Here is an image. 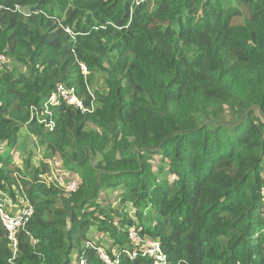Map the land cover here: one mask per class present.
Listing matches in <instances>:
<instances>
[{"label": "trees", "instance_id": "1", "mask_svg": "<svg viewBox=\"0 0 264 264\" xmlns=\"http://www.w3.org/2000/svg\"><path fill=\"white\" fill-rule=\"evenodd\" d=\"M1 52L0 146L26 126L44 158L0 150L32 207L15 255L0 220V264H153L130 227L172 264H264V0H0ZM57 85L85 111L46 115ZM55 156L73 191L42 179Z\"/></svg>", "mask_w": 264, "mask_h": 264}, {"label": "built area", "instance_id": "2", "mask_svg": "<svg viewBox=\"0 0 264 264\" xmlns=\"http://www.w3.org/2000/svg\"><path fill=\"white\" fill-rule=\"evenodd\" d=\"M68 31V30H67ZM8 62V58L4 53H0V66L6 64ZM82 72L83 74H87L88 71L84 65L81 64ZM60 102H65L69 105H74L83 111V105L81 103V100L75 95L74 90L72 88L67 89L63 85H57L56 90L54 94L49 98L47 102L43 104V112L51 116L49 111L50 105H58ZM38 121L41 123H46V126L51 127L53 125V120L49 119L47 120L45 116H39ZM48 165L50 167V164L48 162ZM46 171L42 174V179L48 183L51 181L57 182L59 185H61L66 191H73L77 186L76 180H70L63 182V177H59L60 181L56 178H53L51 180L47 179V173ZM261 193L263 196L264 201V188H261ZM20 209H18L15 212H9L7 209H5L2 205H0V220L2 224L4 225L5 229L8 232V239L11 242V248L13 251V254H16L17 251V240L15 237V232L19 229L23 228L25 223L27 222L29 216L32 213V207L29 205H22ZM12 207H15V205H12ZM128 238L130 241L131 250L127 253V255L130 257V259L134 258L135 256L141 255L143 257L151 259L153 264H172L166 257V255L162 252L160 244L155 240H150L145 237H141L140 233L135 227H130L128 230ZM98 255L100 259L105 264H111V259L106 253L104 249L99 247L97 249ZM117 263V261H115ZM77 264H85L84 261H81Z\"/></svg>", "mask_w": 264, "mask_h": 264}, {"label": "rangeland", "instance_id": "3", "mask_svg": "<svg viewBox=\"0 0 264 264\" xmlns=\"http://www.w3.org/2000/svg\"><path fill=\"white\" fill-rule=\"evenodd\" d=\"M238 22L241 21V19H237ZM8 150L12 156L14 157V161L18 164L24 167H27L28 169H33L35 167H38L40 161L43 162L44 158V150L41 144L38 141V138L35 137L34 134L30 133L26 126H23L19 132H18V140L16 144H4L3 146H0V150ZM158 157L154 156L153 160L151 161L156 165L158 162ZM49 172L47 173V179L51 180L53 178H56L60 181V178L62 176L67 175V169L64 166V163L62 162V159L58 156L53 157L52 159H49ZM154 167V170H156V167ZM60 177V178H59ZM67 181V179H63V182ZM0 205H2L7 211L9 212H15L21 207H23V203L21 201L18 202L17 198L15 197V200L13 198L9 197L7 194L0 193ZM12 205H15V207H12ZM136 209V208H135ZM134 208L132 207L129 210V214L134 217ZM100 234H96L94 236L95 241L102 243L106 248H109V243L107 241L106 237H100Z\"/></svg>", "mask_w": 264, "mask_h": 264}, {"label": "crops", "instance_id": "4", "mask_svg": "<svg viewBox=\"0 0 264 264\" xmlns=\"http://www.w3.org/2000/svg\"><path fill=\"white\" fill-rule=\"evenodd\" d=\"M90 233H92V237L96 236V234H97V232H95V231H91Z\"/></svg>", "mask_w": 264, "mask_h": 264}]
</instances>
